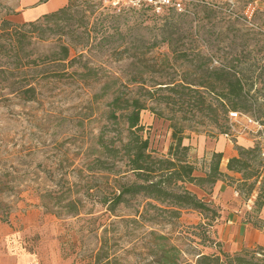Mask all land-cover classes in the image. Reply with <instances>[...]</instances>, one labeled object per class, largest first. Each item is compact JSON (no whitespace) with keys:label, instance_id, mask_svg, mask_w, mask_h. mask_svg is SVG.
Masks as SVG:
<instances>
[{"label":"rangeland","instance_id":"obj_1","mask_svg":"<svg viewBox=\"0 0 264 264\" xmlns=\"http://www.w3.org/2000/svg\"><path fill=\"white\" fill-rule=\"evenodd\" d=\"M18 2L0 0V25L3 19L19 24L28 22L16 14ZM87 2L97 4L95 9L100 6L92 17L100 20L94 24L97 36L93 46L83 49L75 44L85 35ZM76 3L71 11L73 18L60 21L62 30L51 34L56 26L46 22L43 28L47 38H34L27 47L31 50L30 57H41L37 68H20L23 53L16 56L9 36L0 37V45L5 46L0 49V264H94V254L106 237H112L110 244L114 248H123L120 252L126 264H146L149 260L145 254L146 231L151 229L169 234L182 250V259L196 264L197 253L210 254L211 248L217 249L211 231L214 224L211 211L189 209L174 225L135 227L122 219L131 216L130 209L120 206L111 214L99 201L105 180L88 172L85 164L93 157V148L107 125L106 105L112 96H102L101 88L108 76L118 79L117 87L127 84L133 72H143L148 85L182 74L186 65L174 62L169 44L162 41L170 25L178 23L182 28L173 34L179 39L177 46L211 58L212 65L231 61L251 76L252 100L257 114H261L264 0H184V11L161 13L115 5L113 0H76ZM131 40L133 50L123 52V44ZM64 42L71 45V55L79 58L68 72L82 71V64L87 63L96 69L98 79L85 82L77 75L64 78L51 75L62 68L52 58L59 50L58 45ZM165 57L171 59L170 65L164 64ZM29 82L36 87L33 99L25 93ZM141 122L151 148L158 155L167 154L172 141L170 121L144 109ZM231 122L229 113L230 137L207 124L192 123V129L187 130L189 137L184 143L191 146L190 159L199 169L196 174H202L212 156L211 151L200 147L204 137L213 140L225 136L234 141L237 149L234 136L253 134L232 132ZM250 136L254 144L245 148L258 145L264 150V138L257 140ZM231 174L241 178V174ZM224 181L233 183L237 195L232 196L238 198L228 210L241 216L243 222L264 230V205L258 209V192L247 195L237 190L238 182L227 178ZM92 184L98 186L89 188ZM211 189L197 194L219 212L221 205L208 200ZM70 198L80 200L81 213L73 215L62 207Z\"/></svg>","mask_w":264,"mask_h":264},{"label":"trees","instance_id":"obj_2","mask_svg":"<svg viewBox=\"0 0 264 264\" xmlns=\"http://www.w3.org/2000/svg\"><path fill=\"white\" fill-rule=\"evenodd\" d=\"M76 5V0H68L58 10L22 24L10 19L2 20L0 30H3V34L0 37L9 36L15 55L22 52L25 56L19 58L20 68L39 66L41 57H30L31 50H27V47L34 38H47L46 29L43 28L46 22H53L56 26L51 29V34L62 30L60 21L71 20V11ZM96 5L89 3L85 8L89 12L86 16L85 35L75 44L83 49L91 48L97 36L94 24L100 18L96 21L92 18L96 9L100 8L99 6L95 9ZM167 11L177 10L170 8ZM91 22L92 25H89ZM170 27L162 41L169 44L173 61L185 64L187 68L179 76H171L161 82L155 80L151 85L146 83L141 71L133 72L128 77L127 84L117 87L115 85L118 79L108 76L101 88L102 96H112L106 105L107 125L93 148V157L85 164L88 172L105 180L99 201L106 210L114 214L120 206L130 209L131 216L122 219L135 227L148 224L174 225L183 212L189 209L201 213L211 211L210 219L214 220L218 212L203 197L191 190L189 184L207 191L217 181L227 178L231 182L239 183L237 190L241 193L244 191L251 195L257 191L258 209L264 205V158L263 150L258 145L251 148L237 146L238 155L230 157L226 165L228 172L241 174V178H235L222 169V152H213L208 165L201 170L202 174H196L199 169L190 159L191 146L184 143L189 137L187 130L192 129V123L197 126L212 125L221 133L228 134L231 110L252 112L264 125V112L261 110L258 115L256 103L252 100V85L249 83L251 76L242 68L238 69L231 61L225 60L219 65H212L211 58L199 52L194 53L189 48H180L177 46L179 39L174 38L173 34L178 33L182 26L174 23ZM4 47L0 45L1 50ZM57 48L59 50L53 53L52 61L62 68L51 73L52 76L64 78L77 75L85 82L99 78L96 69L87 63L82 64V71L68 72L79 58L71 55L69 43L59 44ZM133 48L134 41L131 40L123 44L122 51L131 52ZM170 62V58H164V64L170 65ZM35 92L36 87L29 82L25 89L28 98L33 99ZM144 109H150L159 117L170 121L172 141L165 155H158L151 148L149 137L143 134L145 125L141 122V112ZM130 174L133 178L129 177ZM97 186L92 184L89 188ZM79 201L78 198H70L62 207L67 208L68 213L77 215L81 213ZM205 217L209 219L208 215ZM146 237L148 241L145 254L149 259L146 264H191L182 259V250L174 244L169 234L151 229L146 231ZM111 238L102 240L94 254V264L127 263L120 252L123 248H114L110 244ZM196 264H264V246H258L257 249L243 248L234 253L221 249L210 254L197 253Z\"/></svg>","mask_w":264,"mask_h":264},{"label":"crops","instance_id":"obj_3","mask_svg":"<svg viewBox=\"0 0 264 264\" xmlns=\"http://www.w3.org/2000/svg\"><path fill=\"white\" fill-rule=\"evenodd\" d=\"M67 3L68 0H47L46 2H41L40 0H19L15 11L21 20L32 21L44 14L58 10ZM250 135L254 136L257 140L262 139L254 133L240 134L234 136L236 144L242 147L252 146L254 138ZM225 136L221 135L215 137L213 140L204 137L200 141V147L203 150L207 149L211 151V153L222 152L223 160L221 167L225 172H228L226 169L227 162L230 157L238 155V150L234 141L227 139ZM228 173L232 175V172ZM189 188L196 193H206L204 189L193 184H189ZM207 194L210 196L209 201H214L222 207L221 210L219 209L218 216L213 220L214 224L211 225L212 237L216 239L217 246V249L211 248L212 253L219 252L220 249L227 252H236L245 247L264 246V230L243 222L241 216L228 210L230 203L238 200L237 196H232L237 195V193L231 185L227 184L224 180H219L213 186L210 193ZM231 199L232 201H230Z\"/></svg>","mask_w":264,"mask_h":264},{"label":"built area","instance_id":"obj_4","mask_svg":"<svg viewBox=\"0 0 264 264\" xmlns=\"http://www.w3.org/2000/svg\"><path fill=\"white\" fill-rule=\"evenodd\" d=\"M115 5H124L128 7H144L155 12L161 13L167 9L173 8L177 11H184V0H113ZM232 132H252L260 138H264V125L256 117L244 114L239 111L231 110L230 112ZM240 129H238L237 128ZM231 136V133L226 134ZM264 155V152H263Z\"/></svg>","mask_w":264,"mask_h":264}]
</instances>
